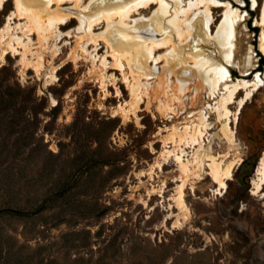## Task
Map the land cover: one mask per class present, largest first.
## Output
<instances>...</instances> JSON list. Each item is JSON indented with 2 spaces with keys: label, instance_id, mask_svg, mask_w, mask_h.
<instances>
[{
  "label": "rangeland",
  "instance_id": "obj_1",
  "mask_svg": "<svg viewBox=\"0 0 264 264\" xmlns=\"http://www.w3.org/2000/svg\"><path fill=\"white\" fill-rule=\"evenodd\" d=\"M90 1L78 9L85 11ZM261 2L251 8L247 0L239 8L248 13L232 62L217 56L208 41L185 49L197 64H180L171 48H161L157 52L166 55L146 79L142 75L155 63L143 55V69L135 72L150 90L138 110L120 70L101 65L103 55L113 62L104 21L88 32L74 18L42 44L31 34L26 63L21 53L3 55L10 33L27 40L16 25L27 19H14L11 30L0 34V264H264V185L254 194L252 184L264 150V86L236 119L237 103L230 105L234 141L222 127L225 119H218L211 91L217 67L229 70L230 79L264 73L263 26L255 24ZM158 7L134 17H153ZM14 9L15 0H7L0 28ZM223 10L214 13L213 34ZM67 30L74 35H64ZM84 42L88 52L79 45ZM180 79L187 81L185 93ZM202 124L205 133L195 149L188 141ZM183 151L185 168L175 159ZM213 156L223 165L235 162L219 194L208 173ZM183 179L182 207L177 196Z\"/></svg>",
  "mask_w": 264,
  "mask_h": 264
},
{
  "label": "bare ground",
  "instance_id": "obj_2",
  "mask_svg": "<svg viewBox=\"0 0 264 264\" xmlns=\"http://www.w3.org/2000/svg\"><path fill=\"white\" fill-rule=\"evenodd\" d=\"M6 1L7 0H0V9L3 8ZM245 1L247 2V0H91L87 9L81 11L78 8L81 6L82 0H15V9L8 14L7 24L5 27L0 28V34L3 35L11 30V24L15 22V18H26V22H18L16 25L17 28L23 30V34L24 31H26L27 40L25 41V39L17 33H10L3 55L10 51L14 54L21 53L23 61L29 63V55L33 53L30 47V42L33 41L30 36L31 34L37 33L40 38V44H42L48 41L49 38H57L60 36L62 27L67 23L73 22L74 18L79 19L80 26L78 28L88 32H92L96 24L104 21L107 27L105 36L111 48L108 50L107 55L113 57V62H109L106 55H103L100 57L101 65L105 69L111 68L120 70L123 74V81L129 84L132 104L137 108L147 96L148 89L150 90V88H148L150 82L146 81L141 83L139 77L142 74L140 72H138L139 74L135 72L136 70L141 71L143 69L142 62L145 61L143 58L145 54L148 58H152L151 61L155 63L151 71L149 73L147 72L148 74L142 75L141 78L146 79H151V75L154 74L157 69L156 63H159L166 55L164 52H157V50L161 48H171L169 51L172 52L174 56V58H172L174 61L176 58H181L180 64H188L193 61L197 64V58L189 52H185V49L187 46L190 49L200 47L203 41H208L212 45L214 44V52L217 53V56L222 57L226 62H232L233 51L236 47V38L239 33V24L247 20L248 12L246 14H241L243 10L239 9L240 6L244 5ZM258 1L259 0H250L251 8H255ZM261 1V6H259L261 9V18H257L255 24L263 26L260 33L259 50L264 54V0ZM66 3H73V5L70 8H61V5ZM53 4H57V9L52 8ZM153 4H159L158 9L154 12L156 15L146 18L147 20L141 17H134L135 14H141L144 10L151 8ZM220 8H224L222 13L223 17L213 34L212 27L216 24L214 13L219 11ZM159 13L163 17L158 16L157 14ZM131 19L132 22L127 21ZM143 19H145V21H143ZM63 34L69 37L74 35L71 30H67L63 32ZM84 36V34L79 36V40L84 41V38H86ZM97 37V35H92L93 41L96 42L95 44L92 42L93 45H98ZM79 45H81V49L84 52H88L85 42ZM19 47L23 48L22 52H20ZM95 49L97 48H94L93 51ZM74 52L75 54L73 57L76 58L78 54L76 50H74ZM96 55L97 52L91 54L97 61L99 56L96 58ZM42 56L41 53L38 55L40 60H42ZM124 60L127 61L129 66V74L125 73ZM170 64L173 65V63ZM36 69L38 68L36 67ZM213 71L214 74L211 77V91L213 97L216 98L214 110L217 112L219 120L225 119L222 127L230 136V139L234 141V131L230 119V115L232 114L230 105L235 102L237 103V111L234 113V118L236 119V114H238L244 104L249 101L254 92L261 86H264V73L255 71L251 79L240 77L230 79L228 77L230 71L226 68L217 67ZM169 73L171 74V72ZM101 75H103L102 72ZM130 76H132L131 79H134L132 83ZM114 77H116L115 74ZM100 80L102 81V86L105 87L107 85L106 81L104 79ZM177 80L179 81V79ZM140 86L143 87V91L140 90ZM187 88V81L180 79V92L185 93V90H188ZM242 90L243 94L239 97L238 95ZM118 92H120V90H118ZM202 126H204V124L198 126L196 135H192L190 141H188L195 149H198L201 145L200 140L205 133L203 130L204 127ZM183 138V136H179L180 141H182ZM196 145L198 146L195 147ZM186 152L174 153L176 161L184 168L187 164L184 158ZM239 160H241V158L236 162H239ZM234 164V161H230L223 165L221 160L217 159V156H213L210 159L208 173L218 186L216 188V193H221V191L223 189L225 190L227 187V181L232 178ZM255 174L258 176L252 181L254 194L261 191L264 185V150L262 151ZM183 185L184 179L179 185L180 192L177 196L180 200L179 204L182 207L184 206L181 200Z\"/></svg>",
  "mask_w": 264,
  "mask_h": 264
},
{
  "label": "flooded vegetation",
  "instance_id": "obj_3",
  "mask_svg": "<svg viewBox=\"0 0 264 264\" xmlns=\"http://www.w3.org/2000/svg\"><path fill=\"white\" fill-rule=\"evenodd\" d=\"M250 1V0H249Z\"/></svg>",
  "mask_w": 264,
  "mask_h": 264
}]
</instances>
